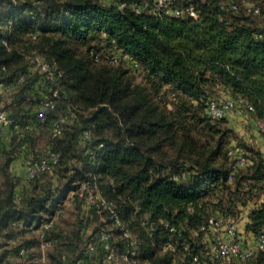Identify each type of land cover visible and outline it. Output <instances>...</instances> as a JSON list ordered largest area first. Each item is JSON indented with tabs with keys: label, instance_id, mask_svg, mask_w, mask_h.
<instances>
[{
	"label": "trees",
	"instance_id": "trees-1",
	"mask_svg": "<svg viewBox=\"0 0 264 264\" xmlns=\"http://www.w3.org/2000/svg\"><path fill=\"white\" fill-rule=\"evenodd\" d=\"M230 1L196 0L194 18L137 13L135 0L123 9L118 0H0V86L6 89L0 110L12 120L8 139L0 128V262L12 254L6 264H34L32 241L16 244L15 238L40 230L39 241L52 242L48 248L56 250L51 257L58 264H115L103 245L86 247L108 225L112 249L125 250L128 241L111 212L79 196L84 183L99 186L137 237L130 264H213L212 215L237 220L246 211L239 231L251 235L244 245H253L264 232V155L250 150L251 166L230 180V130L219 127L226 117L208 114L209 101L219 95L250 103L256 121L264 120V39L255 38L264 29L255 23L257 15L241 2L233 9ZM33 51L62 72L61 94L46 122L39 108L55 85L33 70ZM115 54L135 58L144 82L133 81L127 63L107 60ZM69 107L76 117L52 137V120L69 115ZM44 126L50 146L30 161L50 151L58 161L38 177L27 176L29 185L17 192L20 178L12 165L31 150L30 132ZM70 193L79 222L64 230L55 218ZM168 243L174 250H165ZM239 261L264 264V250Z\"/></svg>",
	"mask_w": 264,
	"mask_h": 264
},
{
	"label": "built area",
	"instance_id": "built-area-1",
	"mask_svg": "<svg viewBox=\"0 0 264 264\" xmlns=\"http://www.w3.org/2000/svg\"><path fill=\"white\" fill-rule=\"evenodd\" d=\"M129 1L130 0H118V7L121 9L127 7ZM256 1L258 0H231L230 4L233 9L237 10L239 8L238 2H241L244 4L248 12L259 15L261 13L260 6L252 4ZM133 6L137 13L149 12L150 14L156 16L179 17L186 15L196 18L199 15V11L196 7V0H135ZM255 38L264 39V32H257L255 34ZM107 58V60L112 64H119L123 61L133 69L139 68L138 61L127 54H115L110 55ZM28 59H30L31 64L37 71L44 74L45 78L55 85L53 96L42 100L39 108L38 117L41 122H46L48 120L49 113L56 108L57 100L61 94L62 86L59 80L62 76V72L58 71L55 64L47 62L39 53H37V51H33L30 55H28ZM96 59H98V56H96ZM19 80L22 81L23 76H21ZM244 106L249 112H254V107L250 103H245ZM240 107L241 104L237 100L226 96H219L218 98H214L209 101L208 114L211 119L217 120L227 117L230 113L237 112ZM69 110V115L59 116L52 120V137H60L63 134L64 124L70 117H76V113L71 109V107H69ZM11 124L12 120L9 118L7 111L0 110V128ZM256 125L264 135V120L257 121ZM228 155L230 158L235 159V163L233 164V169L229 177L231 180L233 175L237 173L241 167L248 163V159L244 154L243 148L238 145L230 147ZM58 158L59 155L57 153L50 151L47 157H42L41 159L35 161H29L27 164V176L29 178L40 176L44 171L51 169L52 165L57 163ZM78 194L79 196L84 197L88 204L96 205L101 209L111 212L116 219L117 225L122 231L123 237L128 241L127 249L116 252L110 245V240H113L115 235L113 232L109 231V228H106L98 231L96 237L87 242V249L95 251L98 245H103L107 250L106 256L109 261H114L117 264L132 263V257L137 254L138 239L124 224H122L116 213L114 203L107 200L102 195V192L97 184H82L79 188ZM18 200L19 198L16 199V202H18ZM55 219L44 223L43 227H51L54 224ZM145 223V221L142 222L143 225H145ZM208 228L213 232L216 243L213 264H235L239 259L251 257L255 250H264V232L257 235L255 246L249 245L247 247L244 245L242 240L244 237L239 231V223L235 219H226L224 217L212 215L208 221ZM86 233H90V231L87 229ZM41 245L45 249L50 247L52 242L42 238ZM165 250H174L173 244L168 243L165 246ZM26 254V248H21L20 255L25 256ZM10 260H14V256L12 254H8V256L3 259L0 264H6L7 261Z\"/></svg>",
	"mask_w": 264,
	"mask_h": 264
},
{
	"label": "rangeland",
	"instance_id": "rangeland-1",
	"mask_svg": "<svg viewBox=\"0 0 264 264\" xmlns=\"http://www.w3.org/2000/svg\"><path fill=\"white\" fill-rule=\"evenodd\" d=\"M261 8V14L254 16L253 19L255 20V23L258 25V27L264 29V0H258L255 3ZM241 6H244L243 3H241ZM102 50V54H106V51L104 49ZM130 69V75L136 83H142L144 82L143 74L139 71H135L130 66L126 65ZM219 97V95H218ZM59 114V113H57ZM256 118L253 113L246 110L245 106L242 105L237 112L230 113L226 118H224L221 122L219 127L222 129H229L228 137L229 142L226 146V149L228 147H232L233 145H238L243 148V151L245 155L247 156L248 160L250 161L248 166H244L241 168V174H244L247 172L248 168L251 166L252 159L250 158L252 152L250 150H253L254 153L259 152L264 155V135L261 134L256 125H255ZM31 136L29 140L30 149L28 153V160L36 159L38 156H43L47 153L48 147L50 146L51 139H50V133L49 130L44 126L42 129H39L38 131H32L30 132ZM205 140V138H203ZM4 155L2 150L0 149V163L3 162ZM219 161H224L227 163V165L231 164V159L229 157H222ZM20 162L16 161V164L13 165V168H11V171L15 172L17 171V166H19ZM24 167L25 164H22ZM26 172V170H25ZM21 174L23 176H17L20 178V184L18 186L17 192H21L25 187L29 185V180L26 176V174ZM2 184V178L0 176V186ZM72 193L68 194V196L65 198L64 202V210L60 216L56 218L57 223L61 229L64 230H71L76 225H78L79 219V211L80 208L76 206L72 201ZM246 211H243L240 213L239 217L236 218L238 223L240 222H246ZM91 227L94 229L97 226L98 221L93 217L91 219ZM108 228L111 229V226L108 225ZM240 228H242L240 226ZM240 233L244 236V238L250 239L251 235H248L245 233L244 229L240 230ZM41 232L40 230L32 233H23L22 231L19 232L15 238L16 244H24L26 242L32 241V247H30V251L34 254L33 256V262L34 264H58L57 262L53 261L51 255L56 254L55 249H47L43 248L41 245ZM252 243V240L250 241ZM102 264H114L109 262H102ZM116 264V263H115ZM235 264H240V261L238 260Z\"/></svg>",
	"mask_w": 264,
	"mask_h": 264
},
{
	"label": "crops",
	"instance_id": "crops-1",
	"mask_svg": "<svg viewBox=\"0 0 264 264\" xmlns=\"http://www.w3.org/2000/svg\"><path fill=\"white\" fill-rule=\"evenodd\" d=\"M33 70H36V69L33 67ZM0 91H1V92L6 91L5 86L1 85V86H0ZM7 91H8V90H7ZM2 130H3V134H2L3 137H4L5 139H8V138L11 136V134H12L11 130L9 129L8 126L4 127ZM16 161H19L20 164H19V166H17V168H16L17 171H15V172L12 171V173H13L14 175L20 177V176H23V175H21V174H24V172H25V170H26L25 174H26V176H27V164H28L29 161H30V160H28V157L25 156V155H23V156L19 157ZM16 161H14L13 165L16 164ZM22 164H25V166L23 167ZM13 165H12V168H13ZM252 242H253V241H252ZM252 244H253L252 246H255L256 241H254Z\"/></svg>",
	"mask_w": 264,
	"mask_h": 264
}]
</instances>
